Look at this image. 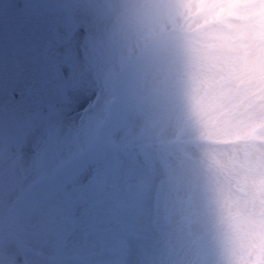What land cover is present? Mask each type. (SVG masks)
<instances>
[{
    "label": "rangeland",
    "instance_id": "obj_1",
    "mask_svg": "<svg viewBox=\"0 0 264 264\" xmlns=\"http://www.w3.org/2000/svg\"><path fill=\"white\" fill-rule=\"evenodd\" d=\"M199 7L207 78L219 74L211 99L230 103L227 134L210 130L209 139L238 140L228 142L233 158L223 169L240 193L227 225L210 197V162L192 138L176 0H0V218L34 182L62 184L72 165L83 169L75 187L103 191L95 214L75 203L79 223L102 228L84 238L75 230V244L65 229L60 248L75 252V263L54 264H264V31L247 24L264 0L239 7V17H253L240 28L221 26L212 0ZM172 139H180L173 150ZM32 199L16 212L18 237L32 249L54 245L57 234L33 238ZM1 241L0 264H44Z\"/></svg>",
    "mask_w": 264,
    "mask_h": 264
},
{
    "label": "clouds",
    "instance_id": "obj_2",
    "mask_svg": "<svg viewBox=\"0 0 264 264\" xmlns=\"http://www.w3.org/2000/svg\"><path fill=\"white\" fill-rule=\"evenodd\" d=\"M177 14L174 27L188 47V65L184 76L185 95L188 106L193 141L198 146L200 155L206 162H210L208 180L210 197L214 207L225 225L235 211L232 203L240 193L235 187H229L223 169L229 166L233 153V145L228 142L213 144L209 139V132L217 129L227 134L224 127L230 103L226 99L219 102L212 101L213 94L220 87L217 83L219 74L214 78H207L202 55L205 41V29L201 27L202 16L198 11V4L202 0H176ZM202 106L204 110L202 111ZM87 103L80 107L83 112ZM210 149H218L212 152ZM235 184V181H232Z\"/></svg>",
    "mask_w": 264,
    "mask_h": 264
}]
</instances>
